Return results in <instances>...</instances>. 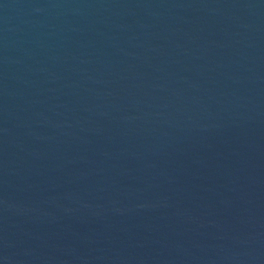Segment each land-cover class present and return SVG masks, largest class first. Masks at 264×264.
Wrapping results in <instances>:
<instances>
[{"label":"water","instance_id":"95a60500","mask_svg":"<svg viewBox=\"0 0 264 264\" xmlns=\"http://www.w3.org/2000/svg\"><path fill=\"white\" fill-rule=\"evenodd\" d=\"M0 264H264V0H0Z\"/></svg>","mask_w":264,"mask_h":264}]
</instances>
